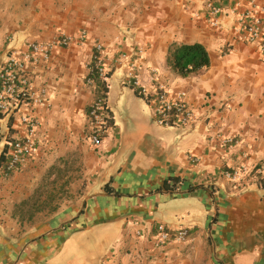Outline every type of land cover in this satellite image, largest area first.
I'll return each mask as SVG.
<instances>
[{
    "label": "crops",
    "instance_id": "1",
    "mask_svg": "<svg viewBox=\"0 0 264 264\" xmlns=\"http://www.w3.org/2000/svg\"><path fill=\"white\" fill-rule=\"evenodd\" d=\"M250 1L0 0V64L31 42L72 38L55 46L49 61L28 66L48 104L34 111L37 154L6 178L0 170V264H264V188L223 176L264 161V56L240 39L239 16L228 12L239 2L243 13ZM209 2L225 10L219 27L211 25ZM173 43L203 45L210 67L176 77L167 66ZM98 44L109 74L108 127L95 148L88 114L97 92L86 78ZM123 55L143 85L155 69L157 82L174 95L185 92L195 120L157 125L128 83ZM23 135L18 117H0V154ZM230 138L233 146L222 144ZM57 169L64 191L76 190L75 178L83 176L85 195L55 201L56 212L30 221L15 215ZM173 179L177 190L165 191ZM161 224L189 229V241L154 248Z\"/></svg>",
    "mask_w": 264,
    "mask_h": 264
},
{
    "label": "built area",
    "instance_id": "2",
    "mask_svg": "<svg viewBox=\"0 0 264 264\" xmlns=\"http://www.w3.org/2000/svg\"><path fill=\"white\" fill-rule=\"evenodd\" d=\"M241 4L237 2L229 13L239 16L240 39L248 44L257 45L264 56V6H258L253 0L249 2V8L240 12ZM206 10L210 16L213 27H219V17L224 14L222 7L209 2ZM86 37L85 33L80 36L81 40ZM72 42L70 36L61 35L52 43L31 42L23 54L11 52L6 60L0 64V117H18L23 127L24 135L14 141L10 152V161L3 171L6 178L19 170L38 152L39 129L41 122L34 114L36 108L48 104V92L45 88L38 89L28 70V66L47 62L50 60L52 49L55 46L67 47ZM142 54V50L138 51ZM121 60L127 62L128 83L137 90L152 107L153 120L161 127H187L195 120V112L186 101V93L173 94L167 84L157 82L155 69H151L149 82L143 85L137 76L134 61H129L126 55ZM93 65L88 67L89 73L86 84L96 90L94 76L104 80L107 69L103 60V47L98 44L92 58ZM25 110L30 111L26 113ZM89 140L93 147L101 145L108 127L106 98L97 94L89 109ZM234 139L222 140L223 145L233 146ZM194 163L197 159H192ZM223 176L228 181L241 187H247L251 183L264 181V161L255 165H242L234 170H226ZM190 239V230L186 228L172 229L167 225H158L153 236V245L156 249H163L170 243L184 244Z\"/></svg>",
    "mask_w": 264,
    "mask_h": 264
},
{
    "label": "trees",
    "instance_id": "3",
    "mask_svg": "<svg viewBox=\"0 0 264 264\" xmlns=\"http://www.w3.org/2000/svg\"><path fill=\"white\" fill-rule=\"evenodd\" d=\"M210 64L209 52L201 44L173 43L168 48L167 66L170 72L178 78L185 79L192 77L209 68ZM91 65L93 64L91 63ZM108 77L109 74H107L104 80H99L97 76H94L96 92L105 98L108 94ZM13 143V141H6V145L0 154V170L3 176V171L7 168L10 161ZM53 171L46 177L44 184L34 192L28 201L23 202L15 209V215L21 216L23 219L28 218L30 221L39 213L52 214L58 210L57 207H52V203L60 200L59 198L64 193V187H59L60 181L64 179V173L60 169L55 170V173ZM55 174L56 176L53 178ZM179 182L178 179H173L165 183L164 190L167 192L176 191ZM259 185L264 188V181H261ZM106 191L111 193L108 189Z\"/></svg>",
    "mask_w": 264,
    "mask_h": 264
},
{
    "label": "rangeland",
    "instance_id": "4",
    "mask_svg": "<svg viewBox=\"0 0 264 264\" xmlns=\"http://www.w3.org/2000/svg\"><path fill=\"white\" fill-rule=\"evenodd\" d=\"M84 181L83 176L82 177H76L75 178V187L76 190H71V186L69 189H66L62 196L59 198V201H64V200H80L84 195L85 192L83 191L82 186H80V183ZM79 185V186H78Z\"/></svg>",
    "mask_w": 264,
    "mask_h": 264
}]
</instances>
